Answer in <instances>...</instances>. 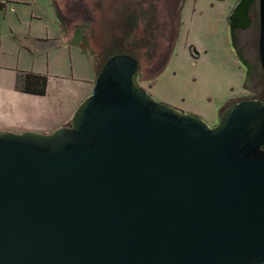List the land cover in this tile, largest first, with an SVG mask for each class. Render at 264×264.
<instances>
[{
	"label": "water",
	"instance_id": "water-1",
	"mask_svg": "<svg viewBox=\"0 0 264 264\" xmlns=\"http://www.w3.org/2000/svg\"><path fill=\"white\" fill-rule=\"evenodd\" d=\"M252 3L229 16L235 49ZM137 70L115 55L68 125L0 132V264H264V102L212 127Z\"/></svg>",
	"mask_w": 264,
	"mask_h": 264
},
{
	"label": "rangeland",
	"instance_id": "rangeland-1",
	"mask_svg": "<svg viewBox=\"0 0 264 264\" xmlns=\"http://www.w3.org/2000/svg\"><path fill=\"white\" fill-rule=\"evenodd\" d=\"M238 1L182 0L173 51L161 64L154 52L167 45L171 28L162 0H92L80 12L84 24L74 31L73 40L99 63L111 54L110 42L117 41L121 45L114 51L139 58L140 87L213 127L229 102L244 95L264 97L263 90L245 92L247 73L233 46L229 21ZM44 26L54 33L50 22Z\"/></svg>",
	"mask_w": 264,
	"mask_h": 264
},
{
	"label": "crops",
	"instance_id": "crops-1",
	"mask_svg": "<svg viewBox=\"0 0 264 264\" xmlns=\"http://www.w3.org/2000/svg\"><path fill=\"white\" fill-rule=\"evenodd\" d=\"M90 1L0 0V132L52 133L91 94L103 66L73 40ZM26 74L47 77L45 95L17 89Z\"/></svg>",
	"mask_w": 264,
	"mask_h": 264
},
{
	"label": "flooded vegetation",
	"instance_id": "flooded-vegetation-1",
	"mask_svg": "<svg viewBox=\"0 0 264 264\" xmlns=\"http://www.w3.org/2000/svg\"><path fill=\"white\" fill-rule=\"evenodd\" d=\"M158 1H161V0H158ZM162 1L164 2V7H166L165 10H166L168 20L171 21L170 23L171 28L168 31V36H167V41H166L167 45H163L162 47L159 48L158 51L156 50L154 52L155 59L161 60L160 63L158 64H161L163 60H167L173 49L175 37H176V29H177L178 13H179L178 12L179 8L177 9V6L178 5L180 6V2L182 0H162ZM246 20L248 22L247 26L245 28H240L236 30V38H235V43L237 46L236 51L238 53V57L240 58L242 63L245 61L250 68L249 70L243 63L246 69V73H247L245 92L254 91V90L264 91V71L262 69L261 60H260V52H259V42H260V34H261V12H260L259 0H253L252 5L249 7L246 13ZM238 23L240 25H244L242 19H240ZM255 44H257V46L256 48H253L255 47ZM118 45H121V44H119L115 40L110 42V45L108 47L109 49L107 50L111 54H109L105 58V60L107 61L111 57L118 55V54H127V55L134 57L138 61V70L135 76V79H136L137 74L139 72V68H140L139 58L135 54L129 53L126 50L124 51L120 50L117 52L114 51L115 48L118 47ZM95 55L96 57H98L97 54ZM105 62L102 63V66L105 64ZM249 71L250 73L248 75ZM249 99H257V100L264 102V97L250 98L244 95L243 97L237 100L229 102L228 104L232 105L234 103L241 102L244 100H249Z\"/></svg>",
	"mask_w": 264,
	"mask_h": 264
},
{
	"label": "trees",
	"instance_id": "trees-1",
	"mask_svg": "<svg viewBox=\"0 0 264 264\" xmlns=\"http://www.w3.org/2000/svg\"><path fill=\"white\" fill-rule=\"evenodd\" d=\"M48 79L45 76L26 74L17 79V89L21 92L43 96L47 92Z\"/></svg>",
	"mask_w": 264,
	"mask_h": 264
}]
</instances>
